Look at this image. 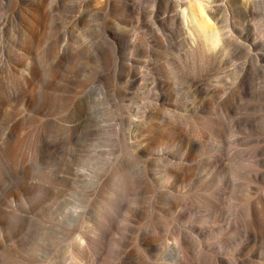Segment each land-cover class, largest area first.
<instances>
[{"label": "bare ground", "instance_id": "obj_1", "mask_svg": "<svg viewBox=\"0 0 264 264\" xmlns=\"http://www.w3.org/2000/svg\"><path fill=\"white\" fill-rule=\"evenodd\" d=\"M22 6L41 21L50 19L40 59L28 52L39 37L24 27ZM61 14L90 38L96 36L88 18L103 23V43L93 47L97 55L109 50L111 59L91 72L93 95L113 93L124 102L150 88L159 106L162 137L118 129L110 151L119 156L96 171L80 164L99 157L89 144L104 136V127L76 113L77 100L69 103L65 93L54 101L45 96L41 105L49 115L19 137V125L34 118L33 82L43 75L50 86L55 67L72 54L75 34L62 26ZM8 25L17 36L18 61L13 85L0 77L3 103H15L14 113L10 107L1 118L0 110V264H38L34 245L41 232L74 238L69 249L82 264H264V0H0V31ZM162 34L171 51L169 85L153 58ZM9 67L0 51V71ZM112 82H122V90H113ZM20 138L24 155L18 159ZM130 152L134 160L162 164V180L141 170L128 188L115 167H129ZM40 170L48 171V180H40ZM73 185L84 205L63 211ZM111 188L116 202L107 195ZM106 203L116 209L98 210ZM57 210L62 219L50 218ZM53 257L62 259L57 252Z\"/></svg>", "mask_w": 264, "mask_h": 264}, {"label": "rangeland", "instance_id": "obj_2", "mask_svg": "<svg viewBox=\"0 0 264 264\" xmlns=\"http://www.w3.org/2000/svg\"><path fill=\"white\" fill-rule=\"evenodd\" d=\"M73 0H65L66 5H71ZM50 3L44 4L42 6L41 11L45 14L49 8ZM21 11L26 17V21L24 23V27L27 29L30 35H37L39 37V43L31 48L28 52L31 57L41 58L42 54L45 50V45L47 42V38L50 34L51 23L50 19L41 21L38 19L37 14H29L26 12L25 7H21ZM62 17V14L60 15ZM88 21L91 25L93 33L95 34V38H90L87 36L86 31L82 29L81 26L75 25L68 18L62 17V26L70 28L75 36L69 40V44L71 45L72 54L70 58H65L61 60L59 66L55 67L56 79L50 82V86H48L49 79L43 75L39 78L38 81L33 82L31 88L28 91V96L31 98V115H34L33 121L31 124L21 123L18 128L19 137L24 138L29 132H31L32 127L40 125L41 121L44 120L50 112L49 109L42 108L41 101H43L45 96H49L54 100L60 99L63 94L66 96V100L69 103H74L75 100L78 102L76 108L75 104L73 105V109H75L76 113L84 112L90 114L97 122H99L104 127V136L95 138L92 142H90L89 147L94 151V155L98 154V158L93 161L90 158H83L80 164V167H83L85 164H89L93 170H99L103 163L111 162L114 163L115 159L119 156V154H113L110 149L116 145L115 138L117 137L118 129H120L125 135H128L130 132L132 133H142L149 134L153 139L159 140V136L157 130L158 120V110L159 106L154 96V92L150 91H140L137 90L135 95L132 98H128L127 101H121L120 97L115 96L113 93L111 96L105 95L104 93H97L93 95L91 90L97 87V84L90 80L91 72L94 74L98 70H102L105 63L111 59V54L109 50H104L102 55H97L94 51V44L103 43V41L99 38L101 30L103 28L102 21L94 20L88 18ZM259 22V20H256ZM142 35L145 39L150 38V32L147 29H143ZM17 38L13 27L8 25L5 27L3 31H0V51L4 55L7 56L8 62H10V66L6 71H0V77H3L4 83L8 85H13L16 81V73L15 68L17 67V58H14V50L15 48V39ZM166 37L162 34L160 36V40L158 41V57H153L156 62V66L160 69L159 76L162 78L166 84H171V63L167 60L170 56L171 51L164 47V41ZM23 48V49H22ZM80 49L83 50L84 54L81 55ZM26 48L21 46L20 52H25ZM58 50H55V54ZM167 53V54H166ZM169 55V56H168ZM83 67L87 69V71L80 73V68ZM84 81L88 84L83 88L81 82ZM111 85V84H110ZM112 89L122 90L124 84L122 82H112ZM77 92H80L81 100L79 103V99L77 97ZM0 110H1V118L4 114L9 110L10 113H14L15 103H12V106H8L3 103V100L0 96ZM36 102V103H34ZM133 105V106H132ZM132 108H129L131 107ZM141 108V109H140ZM140 109V113L138 115L135 114V110ZM132 110V111H131ZM147 110V113H145ZM62 114L64 112H61ZM59 113H56V115ZM132 119H136L138 121V126L136 128H131L130 121ZM152 124H156L152 126ZM20 138V139H21ZM160 140H164L162 138ZM122 145L123 142H117ZM23 148V140L21 139L16 143V153L17 158L19 159L24 154ZM131 151L134 152V149L131 148ZM130 158L133 160V163L129 167H123L121 165H116L117 168L123 176H125L127 180V186L130 188L134 185L135 178L139 174L141 170L152 173L153 177L157 181L162 180L163 173V165L157 164L158 162H154L150 160V157L138 156L136 160H134L132 153L130 152ZM49 165H45L48 167ZM40 180H48V171L40 170L37 172ZM3 179V175L0 174V180ZM57 185V184H54ZM52 185V186H54ZM80 189L73 185L65 197L62 200V210H75L78 206H83V201L79 195ZM41 193L40 191H38ZM116 194V189L111 188L108 190L107 195L114 202V196ZM104 205V204H103ZM99 206L98 210L102 211H113L116 209L115 204H105V208ZM98 208V205L97 207ZM80 210V209H78ZM63 212L57 210L55 213L50 214V218L54 219H62L61 214ZM126 212L123 211V215ZM42 222V221H40ZM89 224L87 219L84 220V225ZM73 239L70 240H62L59 235L49 232L44 233L41 232L36 236V244L35 254L39 256L38 264H82L80 260L72 258V252L69 249V245L73 242ZM19 250V248H18ZM57 252V255L62 259L59 261L58 259H54L53 255ZM58 260V261H57Z\"/></svg>", "mask_w": 264, "mask_h": 264}]
</instances>
